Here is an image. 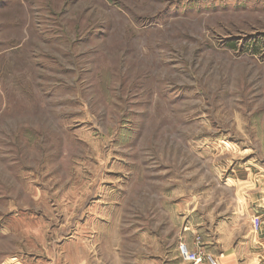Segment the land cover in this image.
Instances as JSON below:
<instances>
[{
  "label": "rangeland",
  "instance_id": "1",
  "mask_svg": "<svg viewBox=\"0 0 264 264\" xmlns=\"http://www.w3.org/2000/svg\"><path fill=\"white\" fill-rule=\"evenodd\" d=\"M243 206L259 247L264 0H0V264H180Z\"/></svg>",
  "mask_w": 264,
  "mask_h": 264
},
{
  "label": "crops",
  "instance_id": "2",
  "mask_svg": "<svg viewBox=\"0 0 264 264\" xmlns=\"http://www.w3.org/2000/svg\"><path fill=\"white\" fill-rule=\"evenodd\" d=\"M241 215H233L228 221L215 224V236L211 235L207 243L201 244L203 249L210 254L218 264H264L262 246H256L252 234L251 216L254 214L243 206ZM235 216V217H234ZM65 239L59 251L44 260H35L31 256V264H100V260L93 262L94 252L89 245L81 240L82 237ZM194 240V239H193ZM193 240L186 243L193 249ZM177 258H179L177 251ZM180 259V258H179ZM180 264H186L181 261Z\"/></svg>",
  "mask_w": 264,
  "mask_h": 264
},
{
  "label": "built area",
  "instance_id": "3",
  "mask_svg": "<svg viewBox=\"0 0 264 264\" xmlns=\"http://www.w3.org/2000/svg\"><path fill=\"white\" fill-rule=\"evenodd\" d=\"M259 230L258 224H253V233ZM178 255L182 262L186 264H218V262L208 254L201 246L200 237L193 240V249L188 248L186 244H180Z\"/></svg>",
  "mask_w": 264,
  "mask_h": 264
}]
</instances>
